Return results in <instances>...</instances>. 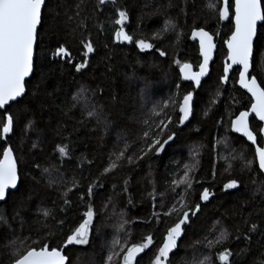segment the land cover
I'll use <instances>...</instances> for the list:
<instances>
[{"label":"snow or ice","instance_id":"6c2138e0","mask_svg":"<svg viewBox=\"0 0 264 264\" xmlns=\"http://www.w3.org/2000/svg\"><path fill=\"white\" fill-rule=\"evenodd\" d=\"M85 2L86 0H79L74 5L71 15L64 13L65 27L68 28V35L77 41L80 61L74 62L72 51L65 43L57 41V45L50 50L51 62L63 61L73 66L77 73L87 69L90 56L97 50V41L93 39L92 29H95L97 40L103 36L116 46L134 45L140 52L154 50L160 57H166L167 52L151 41L161 39L168 32H173L177 41L181 37V33L176 31L177 25L171 18H167L163 9L157 8L145 13L143 8L149 7L145 4L137 15V29L140 28L145 16L165 15L163 27L154 30L150 40L143 34L139 37L135 36V30L132 33L127 30L131 21L130 12L127 7L119 3V0H92L90 14H85V9L82 7ZM46 6L47 0H0V202H6L10 190L19 191L23 156H18L17 148L9 143L11 137L18 136L20 150L25 145H30L29 151L40 149L43 142V131L37 127L31 107L33 104L41 103L39 85L33 86L34 91L29 98L26 78L34 71V58L38 41L41 40V30L44 29L45 35L49 31L44 19ZM61 6L62 4L58 2L57 7ZM204 8L210 15H215L216 19L230 20L231 23L230 35L223 41L227 53L217 83L227 84L231 79V73H238V78L233 83L245 90L247 104L250 105L245 110L237 109L238 115L232 113L227 121L221 116L218 124L224 126L226 131L241 134L254 149L252 158L248 159L243 151L238 152L231 146L228 137H224L218 140L217 144H223L228 154L217 152V157L224 161L223 171L229 175L234 170L235 162L239 161L241 171L251 172L252 184L256 185L255 177L264 175V81L259 80L257 75L253 74V70L257 63L264 65V0H234V2L219 0L218 3L207 0ZM181 12L187 16L184 8H181ZM52 14L54 17L60 15L59 12ZM89 21L91 24L88 23ZM191 38L199 40V53L202 57L198 62L199 70L193 71L191 63L181 62L179 59H174L172 62L179 69L180 80L191 81L195 88L181 95V84L177 83L176 94L154 105L151 110L153 116L162 118L151 122L150 119L137 121L142 127L135 132L130 129L117 132L107 161L95 176L91 173L84 175L81 170L79 175L74 174L71 178H65L61 165L73 160L72 133L65 135L68 129L60 125L54 129L59 141L53 142L52 156L58 160V163L42 167L33 160L31 165L33 170L41 173L46 187L58 192L60 205L57 207L55 201L53 208L38 205L36 223L40 227L36 233L37 238L33 240L32 234H29L23 238L13 235L12 238L7 239L3 245L5 256L0 258V264H66V262L70 264L65 250L69 246H85L90 243V234L98 216L94 204L96 189L103 188L105 178L117 169L139 167V162L146 157L148 159L159 157L175 142L178 133L174 129L185 125L194 113V93L201 86L202 78L210 75V61L216 45L214 36L210 35L203 26L194 25L191 29ZM104 47L107 48L108 44H104ZM91 91L94 96L98 90ZM88 92L89 89L81 86L71 97L69 104L63 108L59 105L57 107L64 115L79 107L82 114L94 119L106 131L109 122L104 117L101 106L95 103L86 106L82 103ZM216 94L219 95V90ZM46 95L52 96L53 93ZM143 95L142 90L141 96ZM210 103L214 104L215 101ZM236 103L240 104L241 101L236 100ZM169 108L176 115L175 120L173 115L167 112ZM203 115L207 116L208 110H205ZM254 121L257 122L255 127H253ZM198 155V148L190 151L193 162L183 165L182 175L173 173V177L167 181L165 192L158 193L154 186L151 192L144 195L153 211L141 223L146 227L154 225V229L133 242L130 239V229L125 228V225L131 222L124 220L123 214H120V222L116 225L117 235L113 237L107 248L102 264H140V260L143 259L141 254L147 252H151L148 264H174L171 257L179 250V241L187 234L193 218L198 217L202 210L201 203L188 202L193 194L194 184L200 183L195 176ZM84 163L91 166L94 161L82 156L76 167L79 168L80 164ZM213 169L212 176L215 181V165ZM41 178L33 176L32 179L38 185L41 183ZM122 184L121 194L129 193L130 179L124 178ZM200 186L202 191L198 193V200L209 201L214 193L209 187H203L202 184ZM240 186L241 181L238 178H231L223 183L222 190L238 191ZM115 188L116 185L113 184V189ZM177 189L181 190L177 191ZM168 194H171L173 199L179 198L177 201L179 207L176 203H172L169 207L165 199ZM257 194L264 199V181L257 185L250 200H255ZM36 195L37 193L30 188L20 192L12 218L22 219V214L29 210ZM72 195L77 197L75 202L71 198ZM158 196L159 200H157ZM111 202L110 195L103 207L107 208ZM128 202L132 203L130 197ZM249 202V200L241 201V209L243 210ZM74 204L77 209L83 205L85 210L78 218H69L68 212ZM58 215H62V218H58ZM251 215L252 213H249L247 217H241L244 228L237 226L231 232L225 227H218L222 221L217 220L210 229L212 239H208L206 235L192 242L193 248L207 249L203 259L194 254L191 260L182 258L181 264H245L246 257L247 264H264V227L252 221ZM173 217L175 218L172 219ZM0 223L6 225L8 221L0 215ZM161 224L167 226L163 228L157 243L156 232L161 231ZM57 232L60 233L61 239L59 244L53 246L50 241L56 238ZM254 235L257 236L258 246L255 249ZM233 242L238 245L235 250L231 247Z\"/></svg>","mask_w":264,"mask_h":264},{"label":"trees","instance_id":"16d2710c","mask_svg":"<svg viewBox=\"0 0 264 264\" xmlns=\"http://www.w3.org/2000/svg\"><path fill=\"white\" fill-rule=\"evenodd\" d=\"M58 2L62 4L59 8L57 7ZM77 2L79 0H47L44 19L49 31L45 35L44 29L41 30V40L38 41L34 58V71L31 79L26 82L29 98L34 91L33 86L39 85L41 103L33 104L31 107L37 127L43 131V142L40 149L29 151L30 145H25L22 150L18 148V136L13 135L9 140V143L17 148V155L23 156V162L19 191L10 193L6 202L0 203V215L8 221L6 225L0 223V258L5 256L4 243L13 235L23 238V236L32 234L33 240L37 238L36 233L40 227L36 223V207L38 205L53 208V201L56 202L57 207L60 205L58 192L55 189H48L41 178V173L38 170H33L31 165L33 160L42 167L58 163V160L52 156L53 142L59 141V137L55 136L54 129L60 125L68 129L64 133L65 135L72 133L73 160L61 165L65 178H71L74 174L79 175L81 170L84 175L91 173L95 176L98 174L107 161L117 132L125 129L135 132L142 127V124L137 121L150 119L151 122V120L158 121L162 118L153 116L151 110L154 105L160 104L176 94L175 85L177 83L181 84V95L186 91L193 90L191 84L180 80L179 69L172 61L179 59L181 62L191 63L194 69L197 68L200 61L197 46L189 40V34L194 25L203 26L205 30L215 36L217 51L209 77L194 93L193 115L189 121L185 122V125L174 129L178 133L175 142L168 146L159 157L151 159L146 157L139 162V167H121L105 178V186L96 189L94 204L98 216L90 234V243L85 246H69L65 250V254L68 256L70 264H102V258L106 255L107 248L113 237L117 235L116 225L120 222L121 213L124 220L131 222L125 225V228L130 229V239L133 242L139 240L149 230L154 229V225L146 227L141 223L153 211L150 202L144 198V195L151 192L154 186L158 193L165 192L168 186L167 181L173 177V173L182 175L183 165L193 162L190 151L196 148L199 150V155L195 176L200 183L194 184L193 194L189 197L188 202L201 203L202 210L198 217L193 218V222L187 229V234L179 241L180 248L171 257L174 264H181L182 258L191 260L194 254L203 259V254L207 252V249L193 248L192 242L206 235L208 239H212L210 229L217 220L222 221L218 227H225L231 232L237 226L244 228L241 217H247L249 213H252L250 219L264 227V199L260 194H257L255 200H250L257 185L264 181V176L255 177L257 184H252L253 174L247 171L242 172L239 161L235 162L234 170L229 175L223 171L224 161L217 157V152L228 154L223 144H217V141L224 137H228L231 146L238 152L243 151L248 159L252 158L254 151L253 147L243 138L226 131L224 126L218 124L221 116L227 121L232 113L238 114L237 109L245 110L250 106L247 104L246 94L233 83L237 73L231 74V79L226 86L217 83V78L222 74L223 59L226 55L223 41L230 35V20L221 22L215 18V15H210L204 8L207 0H186V2L185 0H119V3L127 7L130 12L131 21L127 29L130 33L135 30V36L139 37L143 34L151 40L152 32L163 27L166 17L161 14L145 16L140 28L137 29V15L142 6L147 4L149 7L143 8L145 13L160 8L166 13L167 18H171L172 22L177 25L176 31L181 33L179 41L176 40L173 32L165 33L161 39L151 41L167 52L166 57H160L154 50L140 52L134 45L116 46L103 36L97 40L95 29H92L93 39L97 41V50L90 56L87 69L77 73L73 66L63 61L51 62L50 56V50L59 41L65 43L72 51L74 62L80 61L77 41L68 35L64 16L65 12L69 15L72 14ZM213 2L218 3L219 0H213ZM91 3L92 0H86L82 5L85 14H90ZM181 8L185 9L187 16L181 12ZM53 12H59L60 15L54 17ZM88 23L91 24V21ZM104 44H108V47L105 48ZM253 74L257 75L259 80L264 81V65L255 64ZM81 86L89 89L82 103L86 106L92 103L101 106L103 115L109 122L106 131L94 119L82 114L79 107L72 109L68 115H64L60 111V108L71 102V97L79 91ZM94 89L98 91L93 96L91 90ZM142 90L143 97L141 96ZM217 90H219L218 96ZM46 93H53V95L47 96ZM213 100L215 103H210ZM236 100H240L241 103L237 104ZM58 105L60 108L57 107ZM205 110H208L207 116L203 115ZM167 112L173 115V120L176 119L171 108L167 109ZM81 121L82 123H80ZM256 123L253 122V127L256 126ZM82 156L87 160L94 161L93 165L88 166L84 163L77 168L76 164ZM213 165H215V181L212 176ZM33 176L41 178V183L35 184ZM124 178L130 179L129 193L127 194H121ZM231 178H238L241 181L239 190L223 191V183ZM113 184L116 185L115 189H113ZM200 184L203 187H209L214 193V196L210 197L207 202L198 200V193L202 191ZM26 188L32 189L37 195L29 210L22 214L23 218L13 219L16 199L20 192ZM180 190L177 189V191ZM110 195L112 202L107 208H104L103 205ZM129 197L132 203L128 202ZM71 198L74 202L77 199L76 195H72ZM165 199L169 207L172 203H176V206L179 207L177 202L179 198L173 199L171 194H168ZM157 200H159V196ZM244 200L250 202L242 210L241 201ZM84 210L83 205L77 209L74 204L68 212V216L69 218H78ZM58 218H62V215H58ZM166 226L167 224H161V231L156 232L157 243H159L162 230ZM60 239V233L57 232L56 238L50 242L56 246ZM256 240L257 236L254 235V249L258 247ZM231 247L235 250L238 245L233 242ZM150 256L151 252L143 254L140 264H148ZM247 259L246 257L245 264H247Z\"/></svg>","mask_w":264,"mask_h":264},{"label":"water","instance_id":"95a60500","mask_svg":"<svg viewBox=\"0 0 264 264\" xmlns=\"http://www.w3.org/2000/svg\"><path fill=\"white\" fill-rule=\"evenodd\" d=\"M233 2H234V0H233ZM223 21H225V20H223ZM223 21H221V22H223ZM207 31V30H206ZM209 34L210 35H212L210 32H209ZM189 40H190V42H192V43H195L196 44V46H197V50H198V57H199V59L200 60H202V57L200 56V53H199V40L198 39H196V40H193L192 38H191V32H190V34H189ZM214 43H215V45H216V47H215V49L213 50V54H212V61H210V72H211V66H212V64H213V62H214V60H215V55H216V51H217V43H216V40H215V37H214ZM224 49H225V52L227 53V48H226V46L224 45ZM226 56V55H225ZM223 62H224V60H223ZM199 69H198V66H197V68L196 69H194V67H193V71H198ZM232 74V73H231ZM31 76H32V74L30 75V77H28V78H26V82L27 81H29L30 79H31ZM209 77V75L208 76H206V77H204V78H202V84H203V82H205L206 80H207V78ZM237 78H238V74H237ZM184 82H186V83H188V84H191V86L193 87V88H195V85L191 82V81H184ZM201 84V85H202ZM228 84V83H227ZM227 84H224L223 86H226ZM201 87V86H200ZM199 87V88H200ZM236 87L239 89V90H241L244 94H246L245 93V90H243V89H241L240 87H239V85L238 84H236ZM198 88V89H199ZM198 89H196V90H198ZM238 115V114H237ZM250 119H251V117H250ZM233 133V132H232ZM234 135H236V136H239V137H241V138H243L242 136H241V134H239V133H233ZM245 141H246V139L245 138H243ZM247 142V141H246ZM250 146H251V144H250V142H247ZM264 176V175H263ZM12 192H15V191H11L10 190V193H12ZM0 203H2V202H0ZM142 256H143V254H141ZM139 259V258H138ZM66 264H68V262H66Z\"/></svg>","mask_w":264,"mask_h":264},{"label":"bare ground","instance_id":"6f19581e","mask_svg":"<svg viewBox=\"0 0 264 264\" xmlns=\"http://www.w3.org/2000/svg\"><path fill=\"white\" fill-rule=\"evenodd\" d=\"M214 36V35H213ZM215 37V36H214ZM215 40H216V38H215ZM217 43V42H216ZM224 60V59H223ZM238 74V73H237ZM236 79H237V76H236Z\"/></svg>","mask_w":264,"mask_h":264},{"label":"rangeland","instance_id":"374dc122","mask_svg":"<svg viewBox=\"0 0 264 264\" xmlns=\"http://www.w3.org/2000/svg\"><path fill=\"white\" fill-rule=\"evenodd\" d=\"M226 53V52H225ZM75 264H77V263H75Z\"/></svg>","mask_w":264,"mask_h":264},{"label":"flooded vegetation","instance_id":"af4514ba","mask_svg":"<svg viewBox=\"0 0 264 264\" xmlns=\"http://www.w3.org/2000/svg\"><path fill=\"white\" fill-rule=\"evenodd\" d=\"M232 2H233V0H232Z\"/></svg>","mask_w":264,"mask_h":264}]
</instances>
